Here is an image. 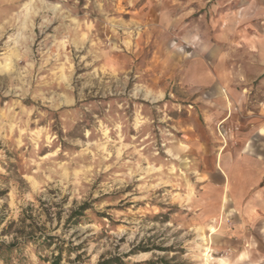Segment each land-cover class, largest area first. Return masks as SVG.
I'll return each mask as SVG.
<instances>
[{"label": "rangeland", "instance_id": "374dc122", "mask_svg": "<svg viewBox=\"0 0 264 264\" xmlns=\"http://www.w3.org/2000/svg\"><path fill=\"white\" fill-rule=\"evenodd\" d=\"M258 156L264 0H0L13 264H264Z\"/></svg>", "mask_w": 264, "mask_h": 264}, {"label": "trees", "instance_id": "16d2710c", "mask_svg": "<svg viewBox=\"0 0 264 264\" xmlns=\"http://www.w3.org/2000/svg\"><path fill=\"white\" fill-rule=\"evenodd\" d=\"M89 208V205H82L81 207H79L78 209L74 210L71 215L69 216L68 220H75V222H78V219L84 215V212ZM43 238V243L39 244L41 245V247H44V245L46 246H50L51 245V237H47L45 235H41L38 238L33 237V236H27L25 238V241L22 243L24 244L25 242H34L36 240H41ZM21 243H19V241L17 240V242H11V243H5V242H0V264H13L14 259H13V253L16 252L17 250H20L22 247L20 245ZM60 250V252L54 256L52 264H60L61 260H62V248L58 247ZM78 258V257H76ZM76 258L74 260H72V264H78ZM151 262H145L142 264H150ZM156 264H169L168 262L164 261V260H158L155 262ZM98 264H124L122 259L120 257H111L108 259H104L101 260ZM141 264V263H138Z\"/></svg>", "mask_w": 264, "mask_h": 264}, {"label": "crops", "instance_id": "0c3cea01", "mask_svg": "<svg viewBox=\"0 0 264 264\" xmlns=\"http://www.w3.org/2000/svg\"><path fill=\"white\" fill-rule=\"evenodd\" d=\"M258 159H254L255 160V162L256 163H258L260 166H262L263 164H264V161H262L263 159H261L259 156L257 157ZM259 170H261V168H259ZM246 182V183H245ZM243 183H244V185H243ZM243 183H242V186H247V192L246 193H249L250 191H248L249 189H251V188H256V187H260L261 185H260V183H261V180H259L258 182H253V183H249L247 180L246 181H243ZM246 193H242L243 195L242 196H238V200H237V203H244V202H246V200L244 199V197H246ZM255 196H256V200H258L259 198L261 199V200H263L264 201V186H263V189H261L260 191H259V193H256L255 194Z\"/></svg>", "mask_w": 264, "mask_h": 264}, {"label": "bare ground", "instance_id": "6f19581e", "mask_svg": "<svg viewBox=\"0 0 264 264\" xmlns=\"http://www.w3.org/2000/svg\"><path fill=\"white\" fill-rule=\"evenodd\" d=\"M209 254L207 253V256H208Z\"/></svg>", "mask_w": 264, "mask_h": 264}]
</instances>
